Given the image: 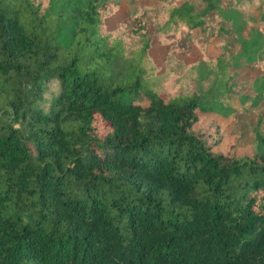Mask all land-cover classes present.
<instances>
[{
    "label": "trees",
    "instance_id": "16d2710c",
    "mask_svg": "<svg viewBox=\"0 0 264 264\" xmlns=\"http://www.w3.org/2000/svg\"><path fill=\"white\" fill-rule=\"evenodd\" d=\"M242 1L143 0L111 30L114 0H0V264H264V0Z\"/></svg>",
    "mask_w": 264,
    "mask_h": 264
},
{
    "label": "rangeland",
    "instance_id": "374dc122",
    "mask_svg": "<svg viewBox=\"0 0 264 264\" xmlns=\"http://www.w3.org/2000/svg\"><path fill=\"white\" fill-rule=\"evenodd\" d=\"M118 2L119 8L118 10L109 18L106 19V25L108 29L115 30L119 22L124 19V17L132 13L136 6L139 3H142L143 0H114ZM152 2V0H146ZM259 1L258 0H246L242 1L239 4V7L244 10L255 14L258 16L259 14ZM214 42L212 41L209 46H207L204 53L206 55H216L218 54V50L214 48ZM238 47H236V50ZM166 54L165 46L163 42L159 41L156 36H153L150 48L148 50V55L152 59L154 65L158 68V72H162L163 70V59ZM201 52L195 48L193 51L186 57L184 60L187 62L195 61ZM260 74L256 69H251L248 66H243L238 69V77L240 80H247L253 76ZM214 76H209L206 80L202 82L201 91L208 93L209 89L213 83ZM59 90V82L55 79L46 82L43 86L42 91V99L37 102V104L44 110L48 111L51 103L52 97L58 92ZM212 95V93H210ZM210 96L206 97L207 101L210 100ZM219 100L225 104L235 107L242 106L241 102L237 97H227L226 95L219 96ZM206 116L208 118H214L218 121V124L221 128L224 129L223 131V139L221 144L216 148L217 150L224 151L228 149V147L234 143L235 135L231 132L233 126L231 125V117H223L216 113H207ZM251 146L246 147H237L236 152L237 154H250L251 153Z\"/></svg>",
    "mask_w": 264,
    "mask_h": 264
}]
</instances>
